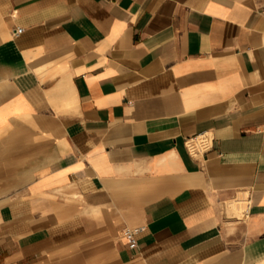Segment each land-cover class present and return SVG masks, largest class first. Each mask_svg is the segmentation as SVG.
<instances>
[{"label":"crops","instance_id":"obj_1","mask_svg":"<svg viewBox=\"0 0 264 264\" xmlns=\"http://www.w3.org/2000/svg\"><path fill=\"white\" fill-rule=\"evenodd\" d=\"M263 263L264 0H0V264Z\"/></svg>","mask_w":264,"mask_h":264},{"label":"built area","instance_id":"obj_2","mask_svg":"<svg viewBox=\"0 0 264 264\" xmlns=\"http://www.w3.org/2000/svg\"><path fill=\"white\" fill-rule=\"evenodd\" d=\"M17 32H21L23 30L22 27H18ZM140 230L139 226H133V227H126L124 229V235L126 236V238L128 239V243L130 246L134 247L136 245H138V232ZM264 264V263H263Z\"/></svg>","mask_w":264,"mask_h":264}]
</instances>
